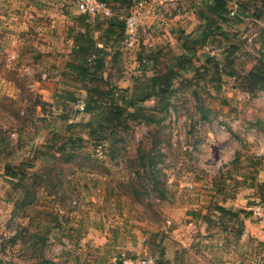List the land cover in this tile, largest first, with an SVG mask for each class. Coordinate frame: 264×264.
Returning a JSON list of instances; mask_svg holds the SVG:
<instances>
[{"label":"rangeland","instance_id":"1","mask_svg":"<svg viewBox=\"0 0 264 264\" xmlns=\"http://www.w3.org/2000/svg\"><path fill=\"white\" fill-rule=\"evenodd\" d=\"M60 2L70 13L75 11V0ZM233 5L234 15L241 20L235 31L240 36L230 40L236 44L238 39L240 43L234 55L210 48L209 45L227 41L225 37H217L214 30L204 34L200 42L205 44L209 36L210 42L203 45L201 51L215 59L218 57L219 62L237 57V76L222 74L213 80L200 78L196 86L190 85L189 90L172 96L168 100L170 113L154 114L165 119L164 127L148 130L131 126L127 131L115 132L104 146L87 139L73 154L55 155V148H47L46 142L52 140L50 129L56 128L50 127L49 122L47 126L45 121H35L34 118L42 116H35L33 110L35 101L41 100L45 105H42L44 118L52 119L47 110L57 89L74 91L85 98L79 89H72L78 84L69 78L67 64L47 54L39 65L30 60L25 63L24 56L30 59L39 52L11 49L10 56V49L0 47V129L6 128V133L3 130L1 135L12 142V163L18 164L23 159L32 165L26 169V177L10 187L8 218L0 221V264H84L96 259L99 253L108 257L102 264H116L117 260H110L112 252L108 247L109 253H105V247L80 245V257L71 256L68 239L74 243L78 233L70 230L66 218L71 216L69 211L72 210L87 213L88 205L79 200L83 195V199L91 203L101 200L107 210H117L116 201L122 194L128 199L129 215L139 213L160 223L168 211L169 198L182 203L186 199L193 200L198 191L205 193V187H231L237 175L243 172L249 175L259 166L264 175V89L242 92L243 85L248 86L244 74L253 67L264 66L263 0H233ZM2 9L3 0H0V13ZM143 23L155 34L152 25ZM5 25V19L0 17V38L4 36ZM13 26L11 30L16 33L19 26ZM199 35L200 31L198 40ZM157 45L156 42L143 44L139 36V45L132 51L126 50L123 59H119L117 66L123 77L135 68L144 70L145 67L138 65L139 58L150 56ZM222 68L229 71L227 65ZM241 70H246L243 76ZM58 79L63 86L58 85ZM131 84L139 85L137 81ZM66 85L71 86L66 88ZM147 154L153 156L156 165L146 164L141 169L143 156ZM139 169V173L135 172ZM256 178L260 177L256 174ZM132 199L136 208L130 204ZM58 212L61 216L59 253L52 234ZM122 253L136 256L140 252Z\"/></svg>","mask_w":264,"mask_h":264},{"label":"crops","instance_id":"2","mask_svg":"<svg viewBox=\"0 0 264 264\" xmlns=\"http://www.w3.org/2000/svg\"><path fill=\"white\" fill-rule=\"evenodd\" d=\"M110 1L114 11L119 15L125 13L127 6L135 0ZM210 1L169 0V12L163 19H160L158 13L152 9L146 11L145 22L152 25V29H156L158 48L148 56V64L142 66L145 67L144 70L137 71L135 68L129 75L123 77V72L117 65L126 50L118 36V28L112 25L115 20L79 19L76 10L73 11L75 13H70V11L61 7L60 0H3L0 17L5 19L7 28L3 30V38H0V47L10 49V56L12 55L11 49L16 51L23 48L34 49V52L37 54L39 52V55L29 57L30 59L24 56L22 60L24 59L25 63L30 60L39 65L43 62L44 55L47 54L51 55L52 58L57 57L67 64L79 60L75 55L76 51L74 49L76 47L89 45L91 48H99L98 52L99 56L102 54L103 67L100 70L91 71L92 73L89 75L94 78L97 77L95 82L100 83L106 89L113 86L115 92L112 96H116L118 93L120 97L131 98L136 101L134 106H128L121 100L116 99L120 105L121 124L118 126L113 125V122L108 123L109 109L103 101H97V106L92 111H78L72 107L73 102L67 98L66 92H63V89H57L54 92V101L49 103L50 108L47 110L53 116L52 119L44 118L43 101H35V108L33 107L35 116H42L34 118L35 121H45V125L49 126V123H51L50 127L56 128L50 129L52 130V140L50 143L49 141L46 143L57 150L60 144L69 142L75 136H85L82 137L84 138L83 142H85L87 139L91 140L88 136L90 128L101 127L105 129V133H108L102 141L105 145L109 143L112 137L110 135L111 131L106 129L107 127H112L115 132L119 130L127 131L131 129V126H142L148 128V130L155 127H164V118H158L154 115L153 120L145 122L132 120L127 116V113L140 106L146 107L144 108L146 111H151L154 114L158 113L157 111L161 109V100L154 96L145 99L144 97L149 93L150 78L166 72L169 67L177 69V82L174 85H180V87L174 90V93L167 98L168 100L186 89L189 90L190 87L185 88L186 86L182 85L181 81L195 77L196 71L199 73L204 67L208 69L209 73H220L222 75L226 73L222 67L227 65L231 72L226 75L228 77L237 76L238 70L235 69L237 67V57L230 59V62L226 59L219 62L217 61L218 57L215 59L201 51L203 45L210 42L208 40L209 36L206 39L207 41L205 40V44L204 41L203 44L200 42L204 35L202 34L203 31L207 34L214 30L217 37L222 36L227 39V41L219 42V45L218 43L214 46L209 45L212 49L219 48L222 54L232 55L233 51L238 48L237 45H240L238 39L236 44L230 42L236 36H240L235 33L237 27H239V22L230 21L226 24L218 20L217 23L209 26V22L207 24L202 17L196 14L197 10L203 8L204 5H208ZM224 1L228 11H230L234 7L233 0ZM12 25H14L13 27L19 26L16 33L11 30ZM198 31H200V40L197 39ZM185 39H187L186 45L191 44L193 47L195 46L196 50L190 56L189 66L181 69L178 65L179 55L181 53L190 55L182 48ZM226 43L227 45H225ZM134 64L132 61L131 66L133 67ZM68 71L70 75L72 72L69 68ZM245 71L241 70V75ZM63 72L67 73L66 71ZM61 73L62 70L59 77ZM202 73L204 72L202 71ZM132 81H137L139 85H132ZM76 84L78 85H73L75 88L72 89H79L80 93L86 97L87 90L78 87L80 85L78 82ZM58 85L63 86L64 84L59 82L58 79ZM66 86V88H69L71 85ZM242 92L246 93L245 90ZM170 107L168 104L165 112L161 110L159 114L165 116L170 113L172 110ZM45 125L43 122L42 126ZM121 125H128L129 128L124 130ZM3 130L0 129V221L8 218L10 187L14 184L13 182H18L5 173L4 167L6 164L19 165L23 161L21 159L18 164L11 162L10 153L13 146L10 144L12 142L4 134L1 135L2 131L6 133V128ZM151 133L153 134V132ZM36 137L38 138V136H35V139ZM3 139L5 143H3ZM55 154L58 155L59 152ZM144 159L146 160V158ZM259 167L257 168L259 170L257 175L260 178L257 179L263 181L264 176ZM245 177V172L237 175L236 179H233L234 182L231 187H205V193L198 191L199 193L193 200L186 199L182 203L167 198L169 208L160 223L148 216H141L137 212H135L137 214L131 213L129 215L127 209L128 199H124L125 197L122 194L116 201L118 204L117 210H107L104 208L105 203L101 200H94L91 203L83 199L85 197L83 195L79 200L88 205L89 210L87 213H78L73 210L69 211V209L71 216L66 218L69 221L67 224L70 226V230L78 233V240L74 243L70 242L71 239H68L67 244L71 256L74 258L76 256L80 257V245L84 247L94 245L99 249L105 247V253H109L107 247L111 248L112 259L110 260H118L119 254L127 251L133 254L139 252V254L142 252L152 253L157 257L158 264H263L264 222L254 221L249 211L250 206L260 197V191L252 186L250 180ZM151 191L154 192V190ZM130 202L134 208L137 207L134 199ZM215 205H222L232 211L239 209L237 217L228 213H220ZM246 211L248 214H246ZM56 215L55 232L52 234L55 236L56 252L59 253L61 216L59 212ZM102 254L99 253L96 259L84 264H97L94 261L99 264L104 263L108 257ZM116 255L118 256L116 257Z\"/></svg>","mask_w":264,"mask_h":264},{"label":"trees","instance_id":"3","mask_svg":"<svg viewBox=\"0 0 264 264\" xmlns=\"http://www.w3.org/2000/svg\"><path fill=\"white\" fill-rule=\"evenodd\" d=\"M105 1L109 2L112 6V2L110 0H105ZM196 14L199 17H202L207 24L209 22V26H211L213 23L214 24L217 23L218 20H221L225 22L226 24H228L230 21L240 22V18H238V15H229V11L226 7V3L224 0H211L208 5H204L203 8H201L200 10H197ZM78 18L79 19L83 18L84 20L86 18L89 19L87 16L79 15V14H78ZM100 19H106L109 21L115 20V22L117 23L112 22V25L118 28L119 30L118 36L120 40L122 41L123 30H124L122 21L118 19L115 15L111 17H107V18H100ZM202 34H205V31H203ZM186 42H187V39H185V42L183 43L182 48L186 50L188 54L190 55L188 56L184 53H181L179 55L178 65H179V68L181 69L187 68L189 66L188 62L190 61V56L196 50L195 46L193 47L191 44L186 45ZM74 50L76 51L75 55L77 58H79V60L72 62V63H67L69 70L72 72L70 75L69 74L68 75L71 80L75 81L76 83L78 82L80 84L78 87L85 88L87 90V96L85 97L86 106H85L84 111L94 110L95 107L97 106V101H101V102L103 101L106 104L107 108L109 109V116H108L109 118L107 119L108 123L113 122V125L119 126L121 124L120 105L118 104L117 100H121L123 103H126L128 106H132V105L134 106L136 101H134V99H131V98L120 97L118 93L116 94V96H112L113 92H115V88L113 86H110L106 89L100 83L95 82L97 77L94 78L89 75L90 73H92L91 71L93 70L97 71L103 67V61H102V56H101L102 54H100L99 56V52H98L100 50L99 48H96V47L91 48L89 47V45H81V46L76 47ZM91 55H95L96 57L90 60L89 58ZM228 61L230 62L231 60L228 59ZM176 70L177 69L169 67L166 72L154 75L149 80L150 82L149 93L145 95L144 99L148 98L149 96L158 97L161 100V103H160L161 109L157 111L158 113L161 112V110L165 112V110L167 109V105L169 104L167 98L172 93H174V90L176 88L180 87V85L178 86L174 85L176 84L175 82H177ZM202 71L204 73H202ZM230 72H231L230 70L226 71L225 74H229ZM199 73H197L196 71L195 77L193 76L191 78H186L185 80H182L181 81L182 85H185L186 86L185 88H188L190 87V85L196 86L197 84H199L200 78L202 79L207 78L208 80H213V78L218 79L221 77L220 73H216V74L209 73L206 67H204V69L201 70V72ZM244 78L248 81V86L244 84L243 90L249 91V92H253V91L255 92L259 89L261 90L264 89V66L261 69H257L253 67L251 71L244 74ZM89 82H92V83L90 84ZM258 83H262L261 86L258 85ZM63 92H66L67 98L72 100V102H74L77 98H79V95H76L74 91L63 89ZM144 108L146 107H142V106L137 107L134 110L128 112L127 116L132 120H142L145 122L153 120L155 118L154 113L151 111H146L144 110ZM113 127H116V126H113ZM121 128L126 130L129 127L128 125H123V126L121 125ZM106 129H109L112 132V133L110 132V135H112L111 138H113V135L115 134V130H113L112 127H107ZM104 130L105 129L104 128L102 129L101 127L90 128L88 131V134H89L88 136L91 140L93 139L99 145L104 146L102 141L108 135V133H105ZM82 142H83L82 137L75 136L74 138L70 139L69 142L63 143L62 145L60 144L57 150H54L53 152L54 153L56 152L69 153L70 152V154H73L75 149L82 145L81 144ZM47 148L53 149L52 146H50V144L47 145ZM143 158H146L147 162L145 161V159L143 160V163L140 164V166L142 167L141 169H143L144 165L146 164L148 165L150 164L151 166H154L153 163H155V161L153 160V156L147 154V156H143ZM30 166H31L30 162L23 160L19 165L13 166L10 164H6L4 168H5L6 174H8L13 180L19 181L26 177V169L30 168ZM257 168H255V171L253 173L250 172L251 174L249 173V175H246L245 178L249 179L250 184H252V186H255L257 190L260 191L259 199L264 200V180L259 181L256 178V174H258V171H259ZM135 172L139 173L140 169L137 171L135 170ZM215 208L217 209V211H219L222 214L228 213L231 216H236V217L239 212V209L232 211L231 209L225 208L222 205H215ZM246 214H248L247 211H246ZM116 264H120V262L117 260ZM156 264H158V259L156 261Z\"/></svg>","mask_w":264,"mask_h":264},{"label":"built area","instance_id":"4","mask_svg":"<svg viewBox=\"0 0 264 264\" xmlns=\"http://www.w3.org/2000/svg\"><path fill=\"white\" fill-rule=\"evenodd\" d=\"M74 5L77 14L85 15L89 19L107 18L113 15L120 19L124 27L122 43L127 51H132L139 45V36L142 37L143 44L151 45L152 42H156L157 37H155L154 32L143 23L146 18V11L154 10L160 19L165 18L169 12V0H135L127 6L125 13L119 15L105 0H75ZM235 10V8H231L229 14L234 15ZM95 57V55H91L89 59ZM146 64H148V57L142 55L138 65ZM85 106V98L83 97L77 98L72 104V107L78 111H84ZM250 213L255 219L264 221V200L257 198L250 208ZM118 261L120 264H156L157 258L146 252L136 256L121 253Z\"/></svg>","mask_w":264,"mask_h":264}]
</instances>
